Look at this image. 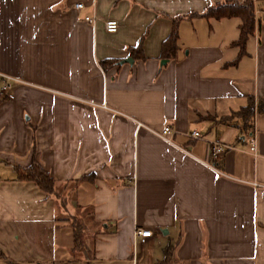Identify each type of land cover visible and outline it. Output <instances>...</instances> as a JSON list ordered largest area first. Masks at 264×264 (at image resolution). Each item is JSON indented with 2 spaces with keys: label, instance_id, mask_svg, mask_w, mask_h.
Masks as SVG:
<instances>
[{
  "label": "crops",
  "instance_id": "1",
  "mask_svg": "<svg viewBox=\"0 0 264 264\" xmlns=\"http://www.w3.org/2000/svg\"><path fill=\"white\" fill-rule=\"evenodd\" d=\"M224 1L0 0V264H156L166 245L173 264H264V115L229 117L264 98V0L239 56L238 18L184 17ZM31 161L61 199L15 180Z\"/></svg>",
  "mask_w": 264,
  "mask_h": 264
},
{
  "label": "trees",
  "instance_id": "2",
  "mask_svg": "<svg viewBox=\"0 0 264 264\" xmlns=\"http://www.w3.org/2000/svg\"><path fill=\"white\" fill-rule=\"evenodd\" d=\"M196 16L213 20L224 18H238L240 20V23L238 25V36L237 39L231 43V45L235 46L238 49V56L242 53L244 42L246 38L252 33L251 0H243L241 2L227 0L223 3L208 6L199 14L189 13L184 17L191 18ZM174 22L175 21H172V27L170 31L160 45V57L162 59L173 58L177 49L176 31L173 26ZM129 52L130 54L133 52L137 54L139 53V47H136ZM137 55L139 56V58H141L139 54ZM101 64L103 65L105 63L102 62ZM254 111L264 115V98L256 99L254 102L252 97L248 96L245 106L239 108L229 117L238 119L240 121L241 130L245 133H248L251 131L252 116ZM13 171L15 180L30 182L38 191H40L44 195L56 199H61L63 189L56 186L54 180L49 177V175L44 172L34 161H31L30 164L25 168L13 167ZM70 229L72 237V249L76 252H85V247L83 244L84 233L81 232L78 221L74 220V222L70 224ZM171 253L172 247L166 245L162 249L161 260L156 264H173L171 260Z\"/></svg>",
  "mask_w": 264,
  "mask_h": 264
},
{
  "label": "built area",
  "instance_id": "3",
  "mask_svg": "<svg viewBox=\"0 0 264 264\" xmlns=\"http://www.w3.org/2000/svg\"><path fill=\"white\" fill-rule=\"evenodd\" d=\"M73 8L75 10H79L81 8V5L79 3H76L73 5ZM81 20L88 24L90 27L93 26L95 21H97V17L91 9L88 15H84ZM102 29L105 33H113L116 30V23L114 21L108 20V21H103L101 22ZM1 82H0V96L9 98V95L7 94V91L9 89V82L11 81L9 78L6 77H0ZM174 131H172L168 126L162 127L158 132H154L153 135L161 140L162 142L168 144V145H173L171 137L173 135ZM189 138L195 139L198 138V133L196 132H191L188 134ZM253 139L249 138V147L248 151L253 152ZM223 148L222 145L220 144H212L210 146V153L212 157L216 156L220 150ZM133 237H136L139 239L141 242L144 238H147L150 235L149 231L142 230V229H134L133 230Z\"/></svg>",
  "mask_w": 264,
  "mask_h": 264
},
{
  "label": "rangeland",
  "instance_id": "4",
  "mask_svg": "<svg viewBox=\"0 0 264 264\" xmlns=\"http://www.w3.org/2000/svg\"><path fill=\"white\" fill-rule=\"evenodd\" d=\"M63 202V201H62ZM63 204V203H62ZM84 214V216L83 217H81L82 219L80 220L79 218H75V217H70L69 215H68V213L65 211V214H62L63 216H61V217H64L65 219H67L68 218V222H69V225L71 224V223H73L74 222V220L76 219V221H78V223H79V228L81 229V232L82 233H84V235L86 234V228L84 227V225H83V221H84V217H85V213H83ZM87 221L85 220V223H86ZM88 231V230H87ZM85 239V238H84Z\"/></svg>",
  "mask_w": 264,
  "mask_h": 264
},
{
  "label": "water",
  "instance_id": "5",
  "mask_svg": "<svg viewBox=\"0 0 264 264\" xmlns=\"http://www.w3.org/2000/svg\"><path fill=\"white\" fill-rule=\"evenodd\" d=\"M127 61H129L130 62V60H127ZM164 63V61H161V64H163Z\"/></svg>",
  "mask_w": 264,
  "mask_h": 264
}]
</instances>
